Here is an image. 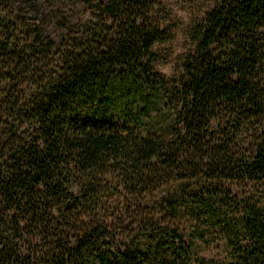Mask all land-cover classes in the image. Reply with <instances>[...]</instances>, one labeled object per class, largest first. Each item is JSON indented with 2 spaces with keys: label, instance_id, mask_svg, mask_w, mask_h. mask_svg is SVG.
<instances>
[{
  "label": "trees",
  "instance_id": "obj_1",
  "mask_svg": "<svg viewBox=\"0 0 264 264\" xmlns=\"http://www.w3.org/2000/svg\"><path fill=\"white\" fill-rule=\"evenodd\" d=\"M157 6L0 0V264H264V0H214L169 81Z\"/></svg>",
  "mask_w": 264,
  "mask_h": 264
},
{
  "label": "rangeland",
  "instance_id": "obj_2",
  "mask_svg": "<svg viewBox=\"0 0 264 264\" xmlns=\"http://www.w3.org/2000/svg\"><path fill=\"white\" fill-rule=\"evenodd\" d=\"M155 1L158 4L160 25L165 27L168 39L152 48V70L164 80L169 81L179 72L183 57L193 47L190 39L193 22L201 17L214 0ZM156 196L157 193L153 197ZM150 200V198L145 199L144 202L149 204ZM133 205H135L133 200L119 195L109 199L105 210L98 213L96 218L104 219L108 225L118 224L122 228L127 227Z\"/></svg>",
  "mask_w": 264,
  "mask_h": 264
}]
</instances>
